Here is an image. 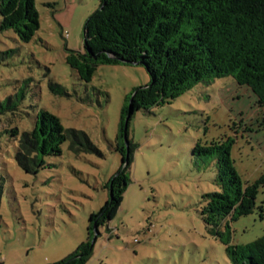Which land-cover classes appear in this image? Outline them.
<instances>
[{
    "label": "rangeland",
    "instance_id": "1",
    "mask_svg": "<svg viewBox=\"0 0 264 264\" xmlns=\"http://www.w3.org/2000/svg\"><path fill=\"white\" fill-rule=\"evenodd\" d=\"M36 7L40 28L31 41L0 31V264L55 262L86 240L90 214L109 199L107 183L121 165L115 146L125 98L150 80L144 65L112 63L84 82L67 64V48L83 49L98 0H36ZM41 109L97 149L75 150L67 139L61 154L27 172L16 159L19 139ZM229 137L243 182H255L264 173V111L232 76L136 111L130 182L86 264H233L201 215L203 194L219 189L216 159L192 153L198 140ZM230 224L235 244L263 235L264 186L254 212Z\"/></svg>",
    "mask_w": 264,
    "mask_h": 264
},
{
    "label": "trees",
    "instance_id": "2",
    "mask_svg": "<svg viewBox=\"0 0 264 264\" xmlns=\"http://www.w3.org/2000/svg\"><path fill=\"white\" fill-rule=\"evenodd\" d=\"M98 1L84 25L83 49L67 48V64L84 82L93 79L98 65L112 63L144 65L150 80L125 98L115 146L121 165L107 183L109 199L90 214L86 240L68 256L46 264H86L90 259L99 227L112 218L130 182L129 128L136 111L170 103L196 84L224 76L251 92L264 111V0ZM0 18V31L13 29L23 42L40 28L36 0H0ZM67 139L72 149H97L86 134L66 128L58 115L41 109L33 127L22 133L16 159L27 172L37 173L46 156L62 153ZM234 142L233 137L198 140L192 149L196 157L215 158L218 169L219 189L203 194L201 215L226 245L233 264H264V233L246 244L231 240L230 221L254 212L264 186V173L251 184L243 182L231 156ZM1 197L0 186V206Z\"/></svg>",
    "mask_w": 264,
    "mask_h": 264
},
{
    "label": "water",
    "instance_id": "3",
    "mask_svg": "<svg viewBox=\"0 0 264 264\" xmlns=\"http://www.w3.org/2000/svg\"><path fill=\"white\" fill-rule=\"evenodd\" d=\"M97 229H98V226L95 225V230H97ZM97 232H98V231H97ZM97 234H98V233H96V236H95V238H94V241L96 240Z\"/></svg>",
    "mask_w": 264,
    "mask_h": 264
}]
</instances>
